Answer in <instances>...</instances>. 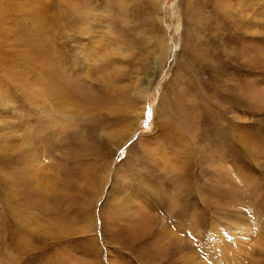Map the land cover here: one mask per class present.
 I'll return each instance as SVG.
<instances>
[{
  "label": "rangeland",
  "instance_id": "1",
  "mask_svg": "<svg viewBox=\"0 0 264 264\" xmlns=\"http://www.w3.org/2000/svg\"><path fill=\"white\" fill-rule=\"evenodd\" d=\"M137 2L0 0V264H264V0Z\"/></svg>",
  "mask_w": 264,
  "mask_h": 264
},
{
  "label": "bare ground",
  "instance_id": "2",
  "mask_svg": "<svg viewBox=\"0 0 264 264\" xmlns=\"http://www.w3.org/2000/svg\"><path fill=\"white\" fill-rule=\"evenodd\" d=\"M76 1V0H75ZM103 1V3H104V1L105 0H102ZM131 2H132V5H136L138 2H137V0H130ZM143 1V0H142ZM205 1V0H204ZM209 1V0H208ZM148 2H149V4H150V7H152V9H155V5H157V3H158V0H154V3H153V0H148ZM207 2V1H206ZM211 2V1H210ZM84 3V2H83ZM95 3V2H94ZM110 3V2H109ZM114 3V2H113ZM21 4V3H20ZM68 4V3H67ZM81 4V3H80ZM91 5V4H90ZM113 5V4H112ZM139 5V4H138ZM70 6V5H69ZM116 6V5H115ZM79 7V6H78ZM83 7V6H82ZM85 7V6H84ZM94 7V6H93ZM96 7V6H95ZM94 7V8H95ZM97 7H98V4H97ZM102 7H104V6H102ZM15 8H17V5H16V7ZM77 8V7H76ZM100 8H101V6H100ZM139 8V7H138ZM79 9H80V7H79ZM79 9H77L78 11H79ZM92 9V8H91ZM99 9V8H98ZM105 9H106V7H105ZM119 9V8H118ZM117 9V10H118ZM13 10H14V8H13ZM12 10V11H13ZM19 10V9H18ZM94 10H96V8L94 9ZM107 10H109V8L107 9ZM107 10H105L106 12H107ZM114 10V9H113ZM140 10V9H139ZM180 10V9H179ZM228 10V9H227ZM71 11V10H70ZM85 11V10H84ZM53 12V11H52ZM77 12V11H76ZM115 12H116V10H115ZM232 12V11H231ZM242 12H243V9H242ZM62 13V12H61ZM75 13V12H74ZM82 13V12H81ZM84 13V12H83ZM82 13V14H83ZM87 13H89V11L87 12ZM95 13V12H94ZM93 13V14H94ZM96 13H97V11H96ZM104 13V12H103ZM103 13H101V14H103ZM108 13V12H107ZM117 13H118V11H117ZM116 13V14H117ZM120 13V12H119ZM118 13V14H119ZM142 13V12H141ZM78 14V13H77ZM92 14V13H91ZM92 14V15H93ZM99 14V13H98ZM111 14H113L112 12H111ZM221 14V13H220ZM241 14V13H240ZM73 15V14H72ZM115 15V14H114ZM121 15V14H120ZM138 15V14H137ZM109 16V15H108ZM113 16V15H112ZM116 16V15H115ZM122 16V15H121ZM129 16H131L130 14H129ZM142 16V15H141ZM177 16H179V15H177ZM76 17H77V15H76ZM75 17V18H76ZM85 17V16H84ZM94 17V16H93ZM196 17V16H195ZM244 17V16H243ZM242 17V18H243ZM61 18V17H60ZM119 18V17H118ZM117 18V19H118ZM175 17H173V21L175 20L174 19ZM63 19V18H62ZM115 19V18H114ZM120 19H121V17H120ZM244 19V18H243ZM80 20V19H79ZM122 20V19H121ZM129 20V19H128ZM148 20V19H147ZM67 21V20H66ZM255 21V20H254ZM112 22H113V20H112ZM133 22H134V20H133ZM145 22V21H144ZM154 22L155 21H153V22H151V27H152V25L154 24ZM197 22V21H196ZM223 22H225L224 20H223ZM178 23V25L180 24L179 22H177ZM114 24V23H113ZM121 24H123V22L121 23ZM126 25L128 24V23H125ZM130 24V23H129ZM128 24V25H129ZM185 24V23H184ZM250 24V23H249ZM124 25V24H123ZM126 25H124V26H126ZM114 26V25H113ZM223 28V27H222ZM83 29V28H82ZM153 29H155L154 27H153ZM239 29V28H238ZM147 30V29H146ZM241 30V29H240ZM150 32H151V30H150ZM179 32V31H178ZM239 32H241V31H239ZM244 32V31H243ZM156 33H158V32H156ZM152 34H154L155 35V33L153 32ZM240 34H242V33H240ZM157 35V34H156ZM69 36V35H68ZM243 36H245V35H243ZM71 37V36H70ZM238 38H239V36H237ZM237 38V39H238ZM247 38V37H246ZM252 38V37H251ZM54 39V38H53ZM56 39H58L57 37H56ZM56 39H55V42H56ZM236 39V40H237ZM63 40V39H62ZM239 42H240V40H238ZM162 42V41H161ZM236 43V42H235ZM238 43V42H237ZM54 45V44H53ZM63 46L62 47H64V43L62 44ZM67 45V44H66ZM65 45V46H66ZM69 45V44H68ZM236 45V44H235ZM57 46V44H55V47ZM71 46V45H70ZM54 47V46H53ZM54 47V48H55ZM62 47H61V49H62ZM67 47V46H66ZM57 48H58V46H57ZM60 48V47H59ZM65 48V47H64ZM101 48V47H100ZM54 50V49H53ZM73 50V49H72ZM50 51V50H49ZM62 51L64 52L65 51V53H66V50H63L62 49ZM67 51H69L68 49H67ZM53 52H55V50L53 51ZM52 52V53H53ZM49 53V52H48ZM57 53H58V51H57ZM50 54V53H49ZM54 54V53H53ZM52 54V55H53ZM56 54V53H55ZM57 56L56 57H58V54H56ZM59 55H60V53H59ZM63 55V54H62ZM62 55L60 56V58L62 57ZM66 55V54H65ZM67 56V55H66ZM68 57V56H67ZM153 57H155V55L153 56ZM164 57V56H163ZM163 57H162V59H163ZM51 58V57H50ZM69 58V57H68ZM112 58V57H111ZM111 58H109V59H111ZM166 58V57H165ZM48 59V58H47ZM144 59V58H143ZM158 59V56H156L155 58H153V59H151V62L153 63V64H155V61ZM50 60H52V59H50ZM62 60H63V58H62ZM57 61V60H56ZM69 61V60H68ZM112 61L113 62H111V64L112 63H114L115 61L112 59ZM48 62V61H47ZM63 62H64V60H63ZM105 62H107V60L105 61ZM110 61H108V63H109ZM54 63V62H53ZM48 64V63H47ZM50 64V63H49ZM105 64V63H104ZM61 65V64H60ZM108 65V64H107ZM107 65H105V66H107ZM156 65V64H155ZM163 65V64H162ZM57 67V66H56ZM54 68H55V66H54ZM60 69V68H59ZM120 69V68H119ZM118 69V70H119ZM63 70H64V68H63ZM66 70V69H65ZM68 70V69H67ZM122 70V69H121ZM113 71V70H112ZM65 72V71H64ZM125 72V71H124ZM66 73H68V72H66ZM64 74V73H63ZM65 75V74H64ZM62 76V75H61ZM114 76V75H113ZM246 76V75H245ZM62 78H65V77H63L62 76ZM139 80V79H138ZM65 81H66V79H65ZM142 83V82H141ZM60 84V83H59ZM188 85V84H187ZM59 86V85H58ZM62 86V85H61ZM59 88V87H58ZM124 88V87H123ZM148 88H150V86L148 87ZM56 89V88H55ZM61 89V88H60ZM148 90V89H147ZM57 92V91H56ZM60 92V91H59ZM68 92V91H67ZM67 92H66V94H67ZM118 92V91H117ZM58 93V92H57ZM63 93V92H62ZM69 93V92H68ZM141 93V92H140ZM56 94V93H55ZM139 94V93H138ZM137 94V95H138ZM57 95V94H56ZM70 95V94H69ZM147 94L145 93V88H144V90H143V95H141V97H143L144 99H145V96H146ZM68 96V95H67ZM65 97V96H64ZM78 97V96H77ZM135 97V96H134ZM138 97L140 98V96L138 95ZM67 98V97H66ZM136 98V97H135ZM87 99V98H86ZM192 100V99H191ZM199 103V102H198ZM194 105H195V103H194ZM196 105L198 106V104L196 103ZM28 106V105H27ZM129 106V105H128ZM138 107V106H137ZM205 107H206V105H204V111L206 112L207 110L205 109ZM131 109V108H130ZM211 117V116H210ZM128 121V120H127ZM166 125V124H165ZM166 126H168V125H166ZM130 131V130H129ZM115 135V134H114ZM117 135V134H116ZM248 136H249V134H248ZM252 139V138H251ZM21 176V175H20ZM228 188V187H227ZM158 190V189H157ZM132 202V201H131ZM115 219V218H114ZM119 220V219H118ZM121 221V220H120ZM116 222V221H115ZM112 223V222H111ZM118 223V222H117ZM133 225V224H132ZM195 225V224H194ZM149 229V228H148ZM139 230H141V229H139ZM116 242V241H115ZM117 259V258H116Z\"/></svg>",
  "mask_w": 264,
  "mask_h": 264
}]
</instances>
